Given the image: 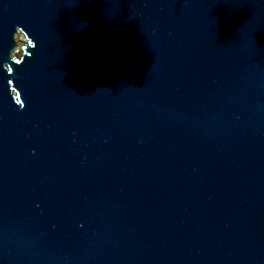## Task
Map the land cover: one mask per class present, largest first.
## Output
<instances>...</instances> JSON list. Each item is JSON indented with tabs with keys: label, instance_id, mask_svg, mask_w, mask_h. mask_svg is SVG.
Masks as SVG:
<instances>
[{
	"label": "water",
	"instance_id": "water-1",
	"mask_svg": "<svg viewBox=\"0 0 264 264\" xmlns=\"http://www.w3.org/2000/svg\"><path fill=\"white\" fill-rule=\"evenodd\" d=\"M0 264H264V0H0Z\"/></svg>",
	"mask_w": 264,
	"mask_h": 264
}]
</instances>
